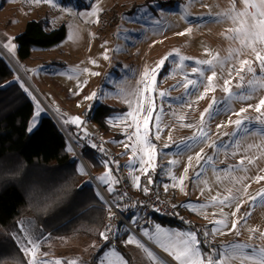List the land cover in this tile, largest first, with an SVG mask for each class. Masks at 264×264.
Here are the masks:
<instances>
[{
	"label": "rangeland",
	"instance_id": "obj_1",
	"mask_svg": "<svg viewBox=\"0 0 264 264\" xmlns=\"http://www.w3.org/2000/svg\"><path fill=\"white\" fill-rule=\"evenodd\" d=\"M232 3L233 0H53V6L49 3H34L33 0H0V48L5 53L0 51V57L12 67L15 78L28 89L27 93L34 104L35 114L29 126L32 130L29 132L38 128L45 113L54 116L73 140L68 126H73L75 119L79 118L85 132L96 135L103 141L116 165L124 172L126 168L132 172L128 176L133 181L136 179V188L144 190L145 187L155 186L164 200L180 204L182 212L194 224L206 228L215 244L210 251L200 245L205 256L209 253L215 256L223 246L240 243L253 247L239 249L238 254L258 257L259 248L264 247V238L260 235L264 233V203L257 202L253 206L251 197L264 191V180L257 181V177H264V135H261L264 132V109L260 113L255 111L259 100L264 99V79L254 54L250 50H244L239 59L252 61L256 75L246 71L241 73L244 76L241 84L240 77L234 71L231 77L228 76L232 67V62H228L223 68H215L216 77L212 81L214 90L205 93L202 85L207 82L206 78L211 75V71L207 65L195 63L197 60L212 59L217 54L225 58L229 55V49L241 47L238 40L229 39L235 35L230 29L238 25L223 15L230 12ZM244 7L243 0H235L237 11H244ZM93 12L97 13L99 23H96L97 16L91 15ZM32 20L43 21L47 31L65 25L67 33L65 39L54 46H33L31 56L22 60L18 54L16 37L24 32L27 23ZM214 20L217 22H213ZM189 28L191 32L187 31ZM6 44L8 47L4 46ZM12 44H15L14 49L11 48ZM176 53L180 55L177 56ZM105 55L107 59L104 58ZM165 56L170 58L162 69L157 70L154 85H151L149 75V83L154 91L145 94H150L155 99L156 110L149 123V139L156 145L159 155L151 164L146 162L141 165L139 156L142 155V145L134 135L135 123L131 118L113 123L111 118L134 111L135 93L143 88L141 79L145 70L150 74ZM182 57L185 59H181ZM233 57L235 58V53ZM193 67L201 68L204 76L193 73ZM236 67H239L238 63ZM189 79L196 80L197 84L189 85L186 89L183 85ZM225 79L232 80L229 87L234 93H251V97L247 100H239L235 96L229 99L223 91ZM250 82H253L251 87ZM160 92L165 93V96L160 97ZM93 93H96V98L87 99ZM202 95L203 98H200ZM213 99L217 104L212 105ZM143 103L147 106L148 101ZM100 104L119 109L108 118V131L98 130L99 126L94 125L96 123L82 116L84 109L90 111L93 106ZM249 105L252 107H248ZM242 108L248 110L241 116L232 114ZM156 116L161 119L158 140L154 138L157 131ZM143 118L142 115L137 118L141 127ZM237 119L245 121L239 130L234 123ZM229 120L233 123L230 124ZM218 125L222 127L218 128ZM201 129L207 132V137L193 140L194 137H199ZM188 143H191V148H183ZM125 144L128 145L127 149ZM166 144L168 147H165ZM75 146L79 151L76 144ZM133 147L138 149L135 156L132 154ZM68 149L78 159L80 172L93 183L69 142ZM189 157L192 159L189 160ZM209 157L214 163L206 162ZM241 159L245 161L243 165L239 164ZM170 161L175 163L170 164ZM110 162L105 160L103 168L95 171V177L107 197L118 200L113 170L115 167ZM86 163L92 173L91 166ZM141 168H147V174ZM197 173L200 174L199 177ZM155 174L159 177L156 182ZM106 175L108 181L102 182L101 177ZM149 179L152 183H148ZM180 180H183L182 185ZM99 196L108 205L100 194ZM226 196L237 199L230 205L211 203L213 198L220 200ZM202 205L205 207H201ZM237 205L240 211L233 216ZM246 213L251 215L246 216ZM127 219L136 231L123 220L119 221L118 217L112 218L109 223L112 231L108 240L112 244L99 258L102 259L109 252L115 262L116 253L130 264L126 256L116 250L117 237L124 236L123 243H120L131 256V264H151L150 258L141 248L135 244H125L129 236H134L168 264H177L171 256L144 237L142 232L147 230L154 234L156 225L173 233L195 232L186 226L165 225L156 217L145 219L127 215ZM217 220H225L229 227L223 232L213 233V225ZM236 220H239L236 230L229 231ZM20 224L27 227L26 233H21ZM18 229L19 232L14 237L19 236V240H15L21 250L28 239L40 238L37 253L39 260H59L63 264L69 261L94 264L97 258L91 246L96 240L86 235L42 239V228L33 218L28 217L19 220ZM203 245L205 246L204 243ZM27 258L30 260L29 256ZM229 264L249 262L237 258Z\"/></svg>",
	"mask_w": 264,
	"mask_h": 264
},
{
	"label": "trees",
	"instance_id": "obj_2",
	"mask_svg": "<svg viewBox=\"0 0 264 264\" xmlns=\"http://www.w3.org/2000/svg\"><path fill=\"white\" fill-rule=\"evenodd\" d=\"M66 33L65 25L47 31L43 21H29L16 37L19 57L28 59L33 46L47 48L60 43ZM15 76L12 67L0 57V264H29L14 238L19 232L18 222L24 217L33 218L45 234L86 235L97 240L102 239L99 233L111 221L109 206L80 172L78 159L69 151L66 136L56 121L44 114L38 128L29 132L35 107ZM118 110L100 104L93 106L86 117L108 131L107 120ZM68 131L95 175L109 159L88 146L74 126H68ZM158 178L155 174L154 181ZM177 207L181 208L180 204ZM116 217L113 213L112 218ZM158 219L165 225L183 226L173 219ZM123 239L124 236L117 237V247L131 264V256L120 243ZM111 244L103 243L96 256Z\"/></svg>",
	"mask_w": 264,
	"mask_h": 264
},
{
	"label": "snow or ice",
	"instance_id": "obj_3",
	"mask_svg": "<svg viewBox=\"0 0 264 264\" xmlns=\"http://www.w3.org/2000/svg\"><path fill=\"white\" fill-rule=\"evenodd\" d=\"M34 3H49L53 4V0H33ZM195 2V0H193ZM244 3V11H237L235 8V0H233L232 3V9L228 13H224L223 15L226 16L233 24L238 25L234 29H230V31L234 32L235 35L232 37H229V39L238 40L241 47L238 49H229V55L225 58L219 57V55H213L212 59L209 60H197L195 63L197 65H207L208 68L211 71V75L207 76L206 80L207 82L204 83L202 86L204 87L205 93H207L209 90H214V86L212 84L213 79L216 77V71L215 68L217 66H220L223 68L226 63L232 62V67L228 71V76L231 77L233 74V71L237 76L240 77L241 84L243 83L244 76L241 75V73H247L252 74L253 76L256 75V68L252 67V61L247 59H239L240 55L243 53L244 50H250L251 53L255 56V61L257 62V67L259 68V72L261 74L262 79H264V0H243ZM53 6H55L53 4ZM251 9V11H249ZM93 16H97L96 12L91 13ZM213 22H217L214 20ZM96 23H99V19L97 16ZM188 32H191V28L187 30ZM185 33H178V35H184ZM259 45V47H257ZM5 47H8V45H4ZM11 48H15V44L11 45ZM233 53H235V58L233 57ZM171 55V54H170ZM175 55L179 56V53H176ZM107 59L108 57L105 55L104 57ZM170 56H165L162 58L158 64L156 69H153L152 72L149 74L148 70L146 69L144 72V75L141 79V83L143 84L142 89H138L135 93L136 95V106L134 111H129L127 115H122L120 117H112L113 123H116L117 121L121 120H127L128 118H131V120L135 123V137L136 141L142 145V155L139 156V162L141 165L145 164L146 162L148 164H151V162L156 158L157 155H159L156 152V145L152 143V141L149 139V123L153 120V112L156 110V104L155 99L152 95H145L146 93H150L151 91H154V88L150 86L149 83V75L151 76V85L155 84L156 77L158 75L157 70L162 69L165 66L166 61H168ZM185 59V58H181ZM93 63H95L93 61ZM238 63L239 67H236V64ZM247 66V68H245ZM193 73H199L200 76H204V72L199 67H193L192 69ZM92 75H99V73H92ZM232 83L231 79H225L224 80V87L223 91L227 93V96L229 99H231L233 96L237 97L239 100H247L251 97V93H234L229 87V85ZM253 82L249 83V86L251 87V84ZM197 84L196 80H187V82L183 85L184 88H188L189 85L195 86ZM23 87V85H21ZM240 87V85H238ZM24 91L27 92L28 89L24 88ZM160 97H164L165 93L160 92ZM96 98V93H93L91 96H88L87 99L92 100ZM203 98V95L200 97ZM147 100L148 104L147 106L144 105V101ZM217 104V101L215 99L212 100V105ZM210 105V108L212 107ZM248 107H252V105H249ZM261 109H264V99H260L257 106H255V111L257 113L261 112ZM162 110V109H161ZM247 108L240 109L239 112H233L232 114L236 116H241L244 112H246ZM208 110H206V113ZM37 117L39 116V111L36 113ZM143 116L142 121V127L140 121L137 119L138 116ZM210 118H212L210 116ZM204 120V114L201 115V122ZM75 122H79V118L75 119ZM35 123V122H34ZM229 123H233L231 120H229ZM235 125L237 127V130L240 129L241 125L245 123L243 119H237L235 122ZM155 127L157 129L156 133H154V138L159 139L160 138V128H161V119L159 116L155 117ZM222 127V125L217 126ZM29 131L32 130L31 127L28 129ZM261 135H264V132H261ZM207 137V132L201 129L199 137H194L193 140L197 139H204ZM131 139V137H129ZM171 139V137H169ZM205 142H207L205 140ZM191 143L183 145V148H191ZM165 147H168L166 144ZM180 147V146H177ZM218 147V146H213ZM125 148H128V145L125 144ZM183 150V149H182ZM138 149L136 147L132 148V154L133 156L136 155ZM192 158L189 157V160ZM199 159V154H198ZM209 164L214 163L211 157L208 158L206 161ZM244 160L241 159L239 161L240 165L244 164ZM251 162V161H249ZM135 163V161H133ZM175 163L174 161H170V164ZM154 170V169H153ZM141 171L147 174L148 169L147 168H141ZM199 173H197V177H199ZM138 179V178H137ZM175 179V177H173ZM102 182L108 181V176L101 177ZM264 180V177H257V181ZM180 184H183V180L179 181ZM148 183H152L151 179L148 180ZM165 190H167V186H165ZM145 192H148L149 189L147 187L144 188ZM236 197H229L226 196L223 199L216 200V198H213L212 204H218V205H230L233 200H236ZM251 201L253 202V206L257 202L264 203V191L258 193L256 196L251 197ZM117 207H120L118 204ZM205 207V206H201ZM156 211H159V209H155ZM240 211L239 205L236 207V211L233 213V216L236 215ZM247 215H251V213H246ZM113 213L111 211V206L109 207V219H112ZM135 223V221H133ZM239 223V220L233 221L231 224V227L229 231H235L237 228V224ZM222 227H217V226ZM228 224L225 220H217L215 224L213 225V233L220 231L223 232L225 228H228ZM20 231L22 234L27 232V227L24 224L19 225ZM112 229L111 226H107L105 231H102L99 233L101 238L108 242L110 239V233ZM255 231V230H253ZM239 234V233H237ZM142 235L146 237L149 241L155 243L159 248H161L164 252H166L169 256H171L177 264H229L230 261H233L237 258H240L244 261L249 262V264H264V247L259 248L258 251V257L257 256H251V255H244L243 253H237V250L253 247L252 245L248 244H240L235 243L230 246H223L221 251H218L215 256H213L211 253H209L207 256L204 255L203 251L200 248V241L198 240V236L195 232L189 231V232H170L166 231L165 229L161 228L159 225L155 226V233L150 234L147 230L142 232ZM205 238H207L208 233L203 234ZM262 238H264V233L260 234ZM15 239L19 240V236L14 237ZM126 245H132L135 244L139 248H141L147 256L151 260V264H168L167 261L162 260L160 257L156 256L155 253L141 240L134 236H129L125 240ZM40 248V238H32L27 240V244L22 248V251L26 256L30 257L29 264H63L62 261L56 260V261H46V260H39L37 258V253L39 252ZM45 255H47L45 253ZM114 255L117 256V260L114 262V264H127L126 261H124V258L122 256H119V254L114 253ZM67 264H77L75 261H69Z\"/></svg>",
	"mask_w": 264,
	"mask_h": 264
},
{
	"label": "built area",
	"instance_id": "obj_4",
	"mask_svg": "<svg viewBox=\"0 0 264 264\" xmlns=\"http://www.w3.org/2000/svg\"><path fill=\"white\" fill-rule=\"evenodd\" d=\"M88 114L89 109L86 108L82 111V116H87ZM81 135L84 139V142L88 146L105 155L115 167L114 176L116 177L118 200L117 202H112L108 197L106 201L108 206H111L112 213H114L118 217V219L126 222V224L129 225L134 231L135 229L127 219V215L141 216L145 219L151 217L173 219L183 226L196 231L202 238V242L206 246H208L209 249L214 248V241H212L209 236L205 238V236L203 235L204 233H208L206 228L194 224L192 220L182 212L181 208L177 207V205L172 202L164 200L159 195L155 187H149L148 192H140L135 190L133 187L132 179L126 173H124L119 168V166L116 165L114 158L106 150L103 141L85 132H82ZM82 160H84L83 157ZM93 176L95 177L94 174ZM118 204L120 205V207H117ZM155 209H159V211H156ZM235 239L237 240L238 237H235Z\"/></svg>",
	"mask_w": 264,
	"mask_h": 264
},
{
	"label": "crops",
	"instance_id": "obj_5",
	"mask_svg": "<svg viewBox=\"0 0 264 264\" xmlns=\"http://www.w3.org/2000/svg\"><path fill=\"white\" fill-rule=\"evenodd\" d=\"M43 99V98H42ZM43 101H45L44 99H43ZM46 102V101H45ZM46 104L49 106V104L46 102ZM60 111H62V110H60ZM45 114V113H44ZM43 114V115H44ZM81 118L82 119H84L82 116H81ZM96 127H97V124H94ZM73 126L77 129V131H78V136L79 137H82V135H81V133L82 132H85L84 131V129L81 127V121L80 122H77V123H75L74 122V124H73ZM98 128V130H100L99 129V127H97ZM85 133H88V132H85ZM88 134H90V133H88ZM101 134V133H100ZM94 136H96V135H94ZM83 138V137H82ZM96 138H98V139H100L99 137H97L96 136ZM85 160V159H84ZM86 161V160H85ZM120 168V167H119ZM121 169V168H120ZM114 170V169H113ZM122 170V169H121ZM123 171V170H122ZM124 172V171H123ZM124 173H126L127 175H129V174H131L132 172H130V170L129 169H125V172ZM93 174V173H92ZM135 180L136 179H134V181H133V178H132V182H133V185H134V189L136 190L137 189V191H140V192H145L144 190H142V189H139V188H136L137 187V184H135L134 182H135ZM149 187H151V186H148L147 188H149ZM154 187V186H153ZM201 221V220H200ZM202 222H204V221H202ZM193 230V229H192ZM42 232H43V230H42ZM196 232V231H195ZM137 233V232H136ZM43 234H44V236L42 237V239L44 238V239H50V238H52L53 237V235H49V234H45L44 232H43ZM138 234V233H137ZM196 234H197V236L199 237L200 235L196 232ZM56 237V236H55ZM59 237V236H58ZM90 238V237H89ZM93 239V238H92ZM125 239V238H124ZM123 239V240H124ZM144 239V238H143ZM58 240V239H57ZM93 240H96V243H91V246H92V249H94V252L95 253H97L98 251H99V249L101 248V246L103 245V243H107V242H105L103 239H101V240H97V239H93ZM123 240H121L122 241V243H123ZM198 240H199V238H198ZM109 242V241H108ZM112 243V242H111ZM147 244H149V245H151L149 242H147ZM123 245V244H122ZM152 247H154L153 245H151ZM116 247H117V245H116ZM155 248V247H154ZM96 249V250H95ZM156 249V248H155ZM116 250H118V247L116 248ZM157 250V249H156ZM106 251V250H105ZM119 251V250H118ZM210 251V250H209ZM157 252H159L160 253V251L159 250H157ZM161 254V253H160ZM112 255H111V253H107V255L105 256V254H104V257L101 259V258H99V257H97L95 260H94V264H101V262H102V264H113L114 263V260L112 261ZM102 260V261H101Z\"/></svg>",
	"mask_w": 264,
	"mask_h": 264
},
{
	"label": "water",
	"instance_id": "obj_6",
	"mask_svg": "<svg viewBox=\"0 0 264 264\" xmlns=\"http://www.w3.org/2000/svg\"><path fill=\"white\" fill-rule=\"evenodd\" d=\"M51 117L56 121V123L58 124V126L60 127V129L62 130V132L65 134L67 141L73 146V148L75 149L76 153H77L78 156H79V159L82 161V155H81L80 152L77 150V148H76L74 142H70L68 134H67V133L65 132V130L61 127V125L58 123V121L56 120V118H54V116H51ZM87 171H88V173H89V176H90L91 180H92L93 183H94V186H95L97 192L102 196V194H101L100 191H99V188H98V184H97L96 178L93 176V174L91 173V171H90L88 168H87ZM102 197L104 198L105 201L108 199L107 196H105V197L102 196ZM106 202H107V201H106ZM130 228H131V227H130ZM131 229H132V228H131ZM135 231H136V230H135Z\"/></svg>",
	"mask_w": 264,
	"mask_h": 264
},
{
	"label": "bare ground",
	"instance_id": "obj_7",
	"mask_svg": "<svg viewBox=\"0 0 264 264\" xmlns=\"http://www.w3.org/2000/svg\"><path fill=\"white\" fill-rule=\"evenodd\" d=\"M0 51H2V53H4V51L0 48ZM5 54V53H4ZM8 58V57H7ZM10 60V59H9ZM47 109H49V107L47 106ZM50 111H52L51 109H50ZM53 112V111H52ZM54 113V112H53ZM69 140H70V142H72L73 140H71V138L69 137ZM82 162V164L85 166V168L87 169L88 168V165H87V163H86V161L85 160H82L81 161ZM89 169V168H88ZM98 184V183H97ZM98 188H99V191H100V193L102 194V196H106V194H105V192L103 191V189L101 188V186L98 184Z\"/></svg>",
	"mask_w": 264,
	"mask_h": 264
}]
</instances>
